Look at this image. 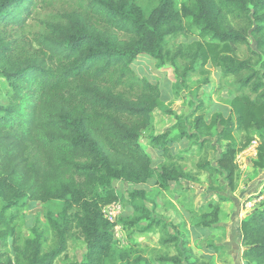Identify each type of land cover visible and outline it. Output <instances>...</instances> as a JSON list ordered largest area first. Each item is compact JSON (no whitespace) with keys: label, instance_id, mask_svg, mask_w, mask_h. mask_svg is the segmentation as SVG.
Returning a JSON list of instances; mask_svg holds the SVG:
<instances>
[{"label":"trees","instance_id":"obj_1","mask_svg":"<svg viewBox=\"0 0 264 264\" xmlns=\"http://www.w3.org/2000/svg\"><path fill=\"white\" fill-rule=\"evenodd\" d=\"M59 4L65 5L62 20L36 16V8ZM36 18L46 30L29 37L25 30ZM240 20L251 28L238 27ZM193 34L199 39L180 44L175 52L167 48L168 37ZM250 35L264 46V0H157L148 11L138 0H0V61L7 64L0 73L8 84H0V264H55L65 249L68 229H61L63 218L87 243L86 259L79 264H108L118 249L116 224L104 208L122 198L112 181L144 184L156 178L162 186L181 179L167 166L157 172L140 142L161 95L158 84L132 67L141 55L156 59L159 67L170 61L182 79L208 63L223 76L238 77L230 102L235 119L215 113L206 122L197 116L200 131L214 128L219 140L226 141L215 163H198L209 174L212 189L216 175H223L231 190L236 188L237 156L253 139L248 133L259 138L253 166L264 169V48L253 50ZM253 54L263 55L260 69L251 62ZM178 58L185 62L182 67ZM237 129L246 133L240 143ZM180 130L191 139L198 135L182 126ZM166 136L156 135L152 141L162 146ZM130 199L137 214L130 223L148 220L149 227H160L161 245L180 250V255H161L158 261L185 264V242L153 216L145 190L132 192ZM52 200L64 202L62 218L47 214L62 244L44 252L37 234L18 247V262L4 260L2 249L9 238L18 241L15 215L7 212L22 209L28 201ZM260 202L240 224L246 264H264V199ZM208 208L202 222L206 227L221 212L213 202ZM183 250L188 254L182 260ZM122 259L134 264L128 255ZM189 264L217 263L198 255Z\"/></svg>","mask_w":264,"mask_h":264},{"label":"rangeland","instance_id":"obj_2","mask_svg":"<svg viewBox=\"0 0 264 264\" xmlns=\"http://www.w3.org/2000/svg\"><path fill=\"white\" fill-rule=\"evenodd\" d=\"M156 1L138 0L146 11L150 10ZM64 10L65 5L59 4L40 6L35 12L38 18L60 21L63 19ZM237 26L251 28L247 20H240ZM45 30L43 24L36 18L29 21L25 32L31 37L34 31ZM198 39L196 34L171 36L167 38V48L175 52L180 44L192 43ZM249 39L253 50L262 52L264 46H259L256 37L250 35ZM261 57H263L262 54H253L250 57L251 62L259 69ZM184 64L185 62L178 58L177 66L182 67ZM5 66L7 64L0 61V69ZM132 67L139 76H145L158 84L161 90L160 106L152 113L151 122L143 130L140 142L152 158V164L157 172L163 166H167L176 170L181 175V179L162 186L156 182V178L144 184L112 181L113 186L122 194V198L117 201V207L113 209L116 215L114 221L116 225L113 230L118 254L110 259L108 264H127L122 259L124 255H128L134 264H161L158 261L161 255H180V250L175 246L160 244L159 226L149 227V221L145 219L136 224L130 223V220L137 216L131 205L130 195L141 189L145 190V202L152 210L153 216L167 224L171 232L178 231L180 240L185 242V249L189 251L185 264H189L198 255H205L215 263L235 264L234 260H236V264H242L239 257L242 253L239 225L242 219L258 207L260 201L264 199V169L253 166L259 138L254 133H248L253 139L237 156L239 170L236 188L231 190L225 177L216 175L214 177L216 187L212 189L209 174L200 170L198 163L206 159L215 163L224 150L226 141L219 140L214 128L209 132H202L196 126L199 115H203L206 122H210L215 113H222L224 116L232 115L235 119L230 102L235 96V83L238 77L223 76L220 68L208 63L205 68L200 67L187 78L182 79L179 76L181 70H176L170 61L159 67L158 61L147 55L139 56L132 63ZM0 84L8 88L2 73H0ZM167 108L173 113H166ZM181 126L189 133H197V137L191 139L182 136ZM166 132L167 136L164 138L166 143L162 146L155 145L152 141L153 137ZM234 135L239 143L246 137V133L239 129ZM205 138L207 141L201 146ZM223 197L227 199L222 200ZM209 202L220 205L221 212L218 220L210 227H206L202 225V222L206 221V213L210 212ZM63 207L64 202L60 200L28 201L22 209L8 211L7 213L13 212L12 214L15 215L12 224L15 226L18 241L14 242L12 237L9 238L8 244L2 249L5 252L3 259L10 257L13 262H18L20 260L18 247L24 244L25 238H34L37 234L43 240L44 252L59 247L62 244L61 236L47 220V214L53 212L62 218ZM72 212L69 210L66 216L69 217ZM62 220L61 229H68L65 233V249L56 259L55 264H79L86 259L87 243L73 224L67 227L64 218ZM228 245L233 253L231 258L225 254ZM186 251L183 250L182 260L187 258Z\"/></svg>","mask_w":264,"mask_h":264},{"label":"crops","instance_id":"obj_3","mask_svg":"<svg viewBox=\"0 0 264 264\" xmlns=\"http://www.w3.org/2000/svg\"><path fill=\"white\" fill-rule=\"evenodd\" d=\"M262 199V198H261ZM258 200V199H257ZM239 235H240V244H241V247H242V253H240V259H241V261H242V264H246V262H245V260H244V258H243V251H244V247H243V245H242V243H241V237H242V233H241V227H240V225H239ZM226 256H228V258H231V257H233V253H232V250H230V248H229V245H228V247H227V251H226ZM235 257V256H234ZM217 263V262H216ZM234 263L236 264L237 262H236V260H234ZM217 264H220V263H217ZM223 264V263H222Z\"/></svg>","mask_w":264,"mask_h":264},{"label":"built area","instance_id":"obj_4","mask_svg":"<svg viewBox=\"0 0 264 264\" xmlns=\"http://www.w3.org/2000/svg\"><path fill=\"white\" fill-rule=\"evenodd\" d=\"M117 204H118V203H112V204H110V205H108V206H106V207L104 208V211H105V213H106V216H107L111 221H115V217H116V215H115V213L113 212V209H115V208L117 207Z\"/></svg>","mask_w":264,"mask_h":264}]
</instances>
